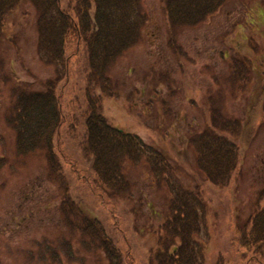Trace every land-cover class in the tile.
Instances as JSON below:
<instances>
[{
  "label": "rangeland",
  "instance_id": "rangeland-1",
  "mask_svg": "<svg viewBox=\"0 0 264 264\" xmlns=\"http://www.w3.org/2000/svg\"><path fill=\"white\" fill-rule=\"evenodd\" d=\"M75 1L60 0V8L71 10ZM166 1L139 0L146 17L140 41L109 73L117 95L102 100L111 126L138 136L165 157L171 169L165 181L155 179L142 161L127 163L129 199L109 200L96 188L91 163L78 146L82 126L71 138L64 123L54 150L76 212L105 226L124 256L127 252L125 264H149L157 230L170 214V185L202 193L204 228L197 240L204 264H247L240 227L264 204V0H226L201 25L173 34L164 14ZM36 16L22 1L7 16L0 39V264H106L100 251L85 250L64 227L63 194L49 177L44 154H17L7 124L19 90L44 92V85L55 80L54 68L38 56ZM66 56L68 74L56 93L62 114L78 118L87 74L81 43L72 40ZM233 67L246 76L244 83L233 82ZM212 112L247 127L234 140L239 165L225 187L206 180L189 144L209 125ZM64 242H72L71 259Z\"/></svg>",
  "mask_w": 264,
  "mask_h": 264
},
{
  "label": "trees",
  "instance_id": "trees-1",
  "mask_svg": "<svg viewBox=\"0 0 264 264\" xmlns=\"http://www.w3.org/2000/svg\"><path fill=\"white\" fill-rule=\"evenodd\" d=\"M22 1L0 0V39L7 16ZM27 1L37 15L38 56L54 68L55 80L44 85V92L19 90L16 93L6 119L15 134L16 152L21 156L34 152L44 154L49 177L63 194L61 220L71 236L75 235L85 250L100 251L106 264H125L129 258L127 252L124 256L107 235L105 226L94 217L76 212L53 140L64 123L71 138L75 136V129L82 126L78 146L91 163L96 188L106 193L109 200L129 199L131 185L124 175L127 163L136 165L142 161L155 179L165 181L171 171L165 157L138 136L111 126L102 109L103 98L117 95L109 73L116 61L140 41L146 17L139 0H76L71 10H62L60 0ZM225 1L167 0L164 14L170 34L201 25ZM74 39L83 46L87 66L85 106L78 118L62 114L56 93L58 83L68 74L66 50ZM237 67H233V82L241 84L246 76ZM212 113L209 125L192 137L189 144L195 149L197 167L206 180L216 187H225L239 165L240 147L234 140L243 136L247 127L245 123ZM170 187V214L157 230L156 250L151 251L149 264H204V249L197 240L204 228L202 193L198 189L192 192ZM261 195L263 199L264 190ZM239 243L246 250L247 264H264V204L240 227ZM64 245L65 256L71 259L72 242ZM51 258L56 261L58 256Z\"/></svg>",
  "mask_w": 264,
  "mask_h": 264
}]
</instances>
